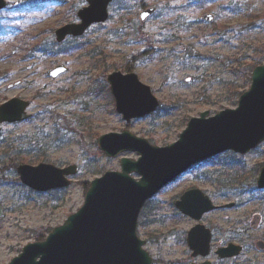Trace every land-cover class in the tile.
Returning <instances> with one entry per match:
<instances>
[{
  "label": "rangeland",
  "instance_id": "1",
  "mask_svg": "<svg viewBox=\"0 0 264 264\" xmlns=\"http://www.w3.org/2000/svg\"><path fill=\"white\" fill-rule=\"evenodd\" d=\"M7 2L0 10V106L21 98L30 102L31 116L0 125V205L6 210L0 264L78 211L93 179L121 170V156L138 158L132 151L108 157L99 148L101 135L129 129L154 145H169L201 112L214 116L236 108L251 86L248 65L264 55V0H115L107 21L64 43L56 42L55 31L79 22L77 12L87 0ZM149 6L156 12L142 21L139 14ZM210 12L213 22L201 20ZM37 43L50 48L35 50ZM58 64L67 70L53 78L49 72ZM114 71L136 72L159 99L157 112L127 122L107 82ZM16 150L22 159L13 155ZM42 162L75 164L78 171L69 186L38 192L20 181L17 166ZM263 165L264 142L245 154L212 157L161 189L138 224L153 264H264V249L256 245L264 241V188L257 186ZM232 170L236 183L221 185L219 175ZM191 188L218 207L200 221L212 232L210 254L188 260L187 233L197 221L175 202ZM229 243L241 245V253L219 258Z\"/></svg>",
  "mask_w": 264,
  "mask_h": 264
},
{
  "label": "water",
  "instance_id": "2",
  "mask_svg": "<svg viewBox=\"0 0 264 264\" xmlns=\"http://www.w3.org/2000/svg\"><path fill=\"white\" fill-rule=\"evenodd\" d=\"M112 1L87 0L88 5L78 11L79 22L67 23L56 30L57 41L63 42L68 36H81L91 25L107 21ZM6 5V0H0V10ZM155 11L154 6L143 10L141 20H146ZM201 19L212 22L215 15L205 13ZM66 69L64 64H59L50 75L57 77ZM251 77V86L241 94L238 107L224 109L214 116L210 111L201 112L200 116L189 120L179 139L169 145H154L129 129L101 135L99 148L108 157L115 158L132 151L139 155L138 158L121 157V170H109L93 179L78 211L53 228L44 240L24 246L22 252L7 264H152L150 253L143 248L146 242L137 232L139 216L146 202L191 166L227 150L247 153L264 141V64L256 66ZM107 81L116 109L127 122L148 116L160 106L151 87L142 82L136 72L114 71L107 76ZM28 106L29 101L20 98L3 103L0 124L29 118ZM17 171L25 185L37 191H48L69 186V177L77 173L78 167L75 164L58 167L42 162L36 166L20 164ZM257 185L264 188V166ZM176 206L198 221L188 232V244L193 250L191 258L206 257L210 253L212 234L199 221L217 206L199 188L185 191ZM4 216L5 210L0 205V218ZM254 218L253 225L259 216ZM256 245L264 249V241L259 240ZM241 250L242 246L230 243L217 253L219 258H225L236 256Z\"/></svg>",
  "mask_w": 264,
  "mask_h": 264
},
{
  "label": "trees",
  "instance_id": "3",
  "mask_svg": "<svg viewBox=\"0 0 264 264\" xmlns=\"http://www.w3.org/2000/svg\"><path fill=\"white\" fill-rule=\"evenodd\" d=\"M126 1V0H124ZM112 12H114L115 14V11L113 10ZM113 15V14H111ZM56 45V44H55ZM35 50H38V51H41L43 53H46L48 51V49L50 48L49 45H45V44H41V43H37L35 46H34ZM264 63V55L259 57L258 59L256 58L255 60H253V62H251L248 67L251 69L250 71L252 72V70L257 66V65H260ZM16 152H18L17 150L13 153V155L15 157H17V159H22L23 157L20 156L21 154H17ZM20 152V151H19ZM239 163V162H237ZM234 166H236L237 164L233 163ZM237 169H241L239 167H237ZM235 170H232V172L230 171H227L225 172V174L221 173V175H219V180L221 182V185L223 184V186H226V185H229V183L232 182V184H235L236 182L234 181L235 179ZM219 182V183H220ZM150 207V201L147 202L146 206L143 208L142 212H141V215H140V218H139V224L142 225L143 224V218H145V215L147 214L148 215V208ZM40 239H43L42 237L38 238V240Z\"/></svg>",
  "mask_w": 264,
  "mask_h": 264
},
{
  "label": "flooded vegetation",
  "instance_id": "4",
  "mask_svg": "<svg viewBox=\"0 0 264 264\" xmlns=\"http://www.w3.org/2000/svg\"><path fill=\"white\" fill-rule=\"evenodd\" d=\"M211 252V250H210ZM210 254V253H209ZM202 257V256H201ZM194 258V257H193ZM193 258H191V255L188 257V260H192ZM204 258V257H203ZM205 261H208V260H203L201 263L205 262ZM211 262V261H210ZM201 263H196V262H191L190 264H201ZM212 264V262H211Z\"/></svg>",
  "mask_w": 264,
  "mask_h": 264
}]
</instances>
